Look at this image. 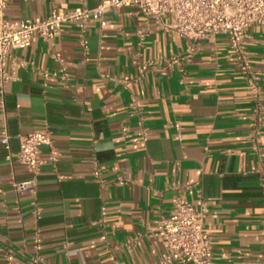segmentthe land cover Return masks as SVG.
<instances>
[{
  "label": "crops",
  "instance_id": "0c3cea01",
  "mask_svg": "<svg viewBox=\"0 0 264 264\" xmlns=\"http://www.w3.org/2000/svg\"><path fill=\"white\" fill-rule=\"evenodd\" d=\"M98 3L12 0L4 18L42 22L54 9L93 11ZM87 35V54L72 25L53 41L11 51L12 80L0 94V264H161L157 223L178 197L207 210L214 264H260L264 126L255 150L254 104L226 38L185 40L133 8L92 13ZM248 36L264 108V28ZM191 49V59L175 62ZM46 129L57 161L43 149L36 193H19L31 175L9 157L22 137Z\"/></svg>",
  "mask_w": 264,
  "mask_h": 264
},
{
  "label": "built area",
  "instance_id": "2783aa9c",
  "mask_svg": "<svg viewBox=\"0 0 264 264\" xmlns=\"http://www.w3.org/2000/svg\"><path fill=\"white\" fill-rule=\"evenodd\" d=\"M12 0H0V94H4L6 85L12 76L6 71L11 51L27 49L37 41H53L59 38L66 25H72L79 30V43L87 54L89 49L88 29L89 18L93 13L101 18L107 10L133 8L138 14L161 23L164 30L179 38L199 43L204 40L224 36L233 53L240 72L245 77L248 90L254 104L251 118V141L253 148L258 150L261 143L260 129L264 126L263 94L259 79L252 72L251 63L246 52L248 31L251 27L264 28V0H98L93 11L81 6L76 10L64 11L54 9L48 18L42 22L31 20L12 23L4 18V13ZM84 2V1H83ZM82 2V4H83ZM101 25H105L102 21ZM196 52L191 49L188 54L178 60H189ZM147 66L141 67L145 72ZM65 68L61 73L64 75ZM57 77V75H54ZM48 74L44 75L47 79ZM130 79L125 77L123 82ZM127 129H124V133ZM10 137L5 134L2 144L10 150ZM50 149V162L57 161L58 153L54 148L53 134L49 129L36 131L20 139V150L15 157L31 175V179L19 183L15 187L19 193L34 195L37 190V177L44 162L43 149ZM92 177L101 183L102 171L96 166ZM61 180H65L61 177ZM124 176L118 177V185H125ZM199 183L187 184L186 189L197 187ZM264 192V177L261 179ZM205 207L197 211L182 197L174 201L173 211L168 218L158 221L156 237L160 239L164 253L161 264H214L213 245L210 236L204 229ZM33 216L36 221L42 218V209L35 207ZM260 264H264V210L260 218ZM33 246L37 255L43 249V239L40 230L36 228L33 236ZM11 260L12 257H9ZM38 260L41 259L38 257Z\"/></svg>",
  "mask_w": 264,
  "mask_h": 264
}]
</instances>
